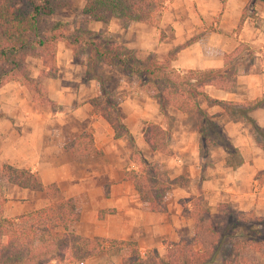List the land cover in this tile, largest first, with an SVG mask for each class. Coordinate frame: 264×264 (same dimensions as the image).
I'll use <instances>...</instances> for the list:
<instances>
[{
    "label": "crops",
    "instance_id": "0c3cea01",
    "mask_svg": "<svg viewBox=\"0 0 264 264\" xmlns=\"http://www.w3.org/2000/svg\"><path fill=\"white\" fill-rule=\"evenodd\" d=\"M249 1L171 0L155 27L134 23L122 29L112 20L106 24V32L143 59L176 49L170 66L180 73L221 69L224 55L245 45L252 51L249 67H236L227 90L206 86L202 92L214 100L247 104L264 97V3L250 5ZM55 67V77L46 79L44 86L58 110H37L25 88L15 82L0 88V169L5 165L29 170L43 185L55 184L63 198L74 201L78 213L70 226L74 234L128 241L141 254L155 250L163 255L170 245L192 236V221L186 212L195 199L211 213L226 203L244 215L264 218V152L255 145L248 125L229 120L217 106L208 108L204 98L197 97V105L208 117L216 115L214 121L223 137L241 159L232 170L226 166L224 151L211 147L202 167L198 119L193 114L168 109L164 117L142 87L131 85L136 78L119 76L114 78L112 94L128 138H114L109 124L91 114L89 101L98 95L96 81H82V67L73 63L70 51L62 46L56 50ZM69 69L76 71V77L63 76ZM251 116L264 130V105ZM148 123L168 129L164 153L145 145L143 133ZM83 133L92 137L96 154L74 161L63 147ZM133 148L146 161L160 164L173 181L166 192L164 213L150 212L132 183L124 179L127 167L135 169L130 162ZM3 186L4 218L52 203L43 193ZM115 258L100 254L81 264H120L121 259ZM256 264H264V259Z\"/></svg>",
    "mask_w": 264,
    "mask_h": 264
},
{
    "label": "trees",
    "instance_id": "16d2710c",
    "mask_svg": "<svg viewBox=\"0 0 264 264\" xmlns=\"http://www.w3.org/2000/svg\"><path fill=\"white\" fill-rule=\"evenodd\" d=\"M171 0H83L80 14L92 21L107 24L117 22L119 28L138 23L155 27L159 16ZM221 3L225 0H219ZM264 0H250L249 4ZM73 0H0V88L15 82L25 88L30 103L37 109L55 110L56 104L47 98L44 80L56 74L54 64L57 43L75 53V45L84 43L85 56L82 81L94 80L98 95L89 101L91 114L100 117L111 127L114 138L127 137L112 94L98 68L104 66L117 70L128 78H136L158 105L159 112L167 118L168 109L191 113L197 117L196 133L199 158L203 167L209 148L220 147L226 154L225 163L235 169L241 163L237 150L223 137L221 129L196 103L203 97L206 106H217L220 114L229 120L241 121L249 126L255 145L264 152V130L258 127L251 114L264 105V97L247 104H238L207 97L206 86L227 90L235 77L236 67L247 69L252 51L240 45L232 55H224L223 67L217 70L175 71L170 62L176 49L165 55H148L137 60L132 50L97 37H74L67 33V24L52 20L57 8L70 7ZM27 57L41 62L42 70L36 77L28 75ZM168 129L148 123L143 140L153 152L164 153L169 139ZM74 161L96 154L92 137L80 134L63 147ZM135 169L126 168L124 179L130 181L139 200L152 213L165 212L166 192L173 184L162 172L160 164L146 161L133 148L130 158ZM4 184L43 193L52 203L33 212L15 217H2L5 203L1 189ZM192 221L193 234L170 245L163 255L155 250L142 254L128 241L106 238H85L74 234L70 226L78 219L74 201L63 198L55 184L43 185L36 173L3 165L0 169V264H81L103 254L108 259L117 257L123 250L128 255L120 264H256L264 259V218L247 216L233 210L228 204H219L214 213L199 200L190 202L186 212Z\"/></svg>",
    "mask_w": 264,
    "mask_h": 264
},
{
    "label": "rangeland",
    "instance_id": "374dc122",
    "mask_svg": "<svg viewBox=\"0 0 264 264\" xmlns=\"http://www.w3.org/2000/svg\"><path fill=\"white\" fill-rule=\"evenodd\" d=\"M82 6H83V0H73V3L70 7L57 8L54 11V15L52 17V20L66 23L67 24L66 31L71 36H74V37L81 36L84 38H89V37L93 36V37H97L99 40H102V41H106L107 39H109V40L117 43L113 39L112 35L110 33L106 32V23L102 24L100 22H92V21L84 18L80 14ZM58 46L63 47V45L61 43H57L56 50H57ZM64 49H66V48H64ZM75 49L76 50H75V53L73 55H72L71 51L69 50L71 57H72V61L74 64L82 67L83 72H84V67L82 66V62L84 61V56H85L83 41H81L79 44H76ZM66 50H68V49H66ZM55 56H56V53H55ZM134 56L137 60H144L145 59V58L143 59V58L136 56V54H134ZM54 64H55V59H54ZM25 65L27 66L28 75L30 77H34V76L36 77L39 74V72L42 70L41 62L38 59L33 58V57H27L25 60ZM83 72L81 73V78H82ZM97 72L99 73V75L101 76V78L103 79V81L105 83V89L107 91H109L111 94H112V89H113L112 84H113L114 80L117 79L119 76L127 78V76L125 74H123L122 72L117 71V70H110L104 66H100L98 68ZM67 75H72V76L76 77V71H71L69 69L68 73H64L63 76L65 77ZM135 80L136 81H133L131 85H136V87L140 88V86L138 85L137 79H135ZM45 81L46 80H44V82ZM44 89L46 91L45 86H44ZM46 93H47V91H46ZM145 93H147L149 95L148 92L145 91ZM112 96H113V94H112ZM55 110H58V107H56ZM55 110H53V111H55ZM194 118L196 119V116ZM3 188H4V186H3ZM2 191L5 192L6 187H5V190L1 189V192ZM195 200H198V199H195ZM167 249H168V247L166 248V250ZM127 255H128V252L125 251V253H123V254L120 253V255L117 256V258H115V259H121V258L126 257Z\"/></svg>",
    "mask_w": 264,
    "mask_h": 264
}]
</instances>
